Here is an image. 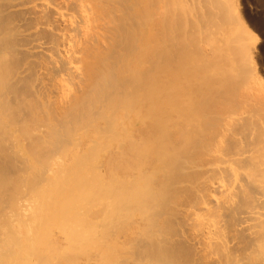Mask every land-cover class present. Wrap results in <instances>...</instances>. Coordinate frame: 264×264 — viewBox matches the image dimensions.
I'll return each instance as SVG.
<instances>
[{"label":"bare ground","instance_id":"1","mask_svg":"<svg viewBox=\"0 0 264 264\" xmlns=\"http://www.w3.org/2000/svg\"><path fill=\"white\" fill-rule=\"evenodd\" d=\"M241 8L0 0V264H264Z\"/></svg>","mask_w":264,"mask_h":264},{"label":"rangeland","instance_id":"2","mask_svg":"<svg viewBox=\"0 0 264 264\" xmlns=\"http://www.w3.org/2000/svg\"><path fill=\"white\" fill-rule=\"evenodd\" d=\"M256 1L258 2L256 3ZM256 1L240 0V3L242 7L241 12L247 22V31L249 33L251 32L250 34L252 36L250 47H253L251 52H254L255 72L264 85V0ZM258 5L262 7L260 8ZM262 88L264 87L262 86Z\"/></svg>","mask_w":264,"mask_h":264}]
</instances>
